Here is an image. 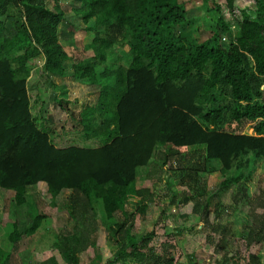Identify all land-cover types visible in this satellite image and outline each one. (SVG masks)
I'll return each mask as SVG.
<instances>
[{"label": "trees", "instance_id": "obj_1", "mask_svg": "<svg viewBox=\"0 0 264 264\" xmlns=\"http://www.w3.org/2000/svg\"><path fill=\"white\" fill-rule=\"evenodd\" d=\"M72 1L81 3L75 12L83 24L93 18L94 26H107L110 32L91 41L92 59L106 61L101 70L84 67L80 59L73 65L74 77L86 78L99 92L96 106L76 116L87 141L101 143L85 148L52 144V131L36 123L26 88L25 64L37 56L30 44L32 36L44 57L46 74L63 75L62 62L71 57L58 42L63 20L59 0H54L53 9L43 0H0V18L5 17L0 20V189L14 192L15 206L29 218L13 223L8 238L17 243L23 236H32L41 224L45 214L38 211L28 189L43 184L51 203L62 191H69L68 216L75 229L82 230L75 242L62 234L61 241L52 244V261L60 257L65 264H77L79 252L94 247L83 233L100 202L105 217L114 221L107 232L116 259L142 264L141 257L147 254L155 264H173L174 256L164 261L149 247L148 234L138 238L130 234L151 200L148 190L136 188L137 169L147 166L154 155L165 165L176 153L181 157L190 147L203 146L198 165L175 169L198 174L215 161L227 174L221 185H236L233 205L247 199L241 179L249 177L252 163L261 162L264 170L260 88L264 85V0H253V16L241 11L236 30H230L219 14L213 38L203 42H187L174 33V27L185 21L178 0ZM233 3L225 0L229 11ZM9 6L24 15L18 28L11 26L16 19L6 15ZM216 11L220 13V8ZM115 43L127 46L126 65L113 55ZM12 50L19 54L9 59ZM246 123L252 124V135L242 132ZM155 150L167 154L162 157ZM130 205L133 211L128 210ZM208 205L184 195L178 215L186 219L196 214L209 231L206 240L219 234L222 243L226 229L209 222ZM248 210L242 257L219 256L215 251L218 264H264L256 252L264 240V186ZM8 258L0 249V264Z\"/></svg>", "mask_w": 264, "mask_h": 264}, {"label": "rangeland", "instance_id": "obj_2", "mask_svg": "<svg viewBox=\"0 0 264 264\" xmlns=\"http://www.w3.org/2000/svg\"><path fill=\"white\" fill-rule=\"evenodd\" d=\"M43 1L48 8H54V0ZM178 2L185 12V21L174 27V33L187 42H203L213 38L215 22L219 14L228 23L230 30L237 29L238 22L242 19L241 11L245 10L253 16V0H234L232 11L227 9L225 0H178ZM58 4L63 14V20L57 30L58 42L71 54V57L62 62L63 75L46 74L43 69L44 57L32 36L30 44L35 48L37 56H33L25 64L29 69L26 88L31 112L36 117L38 127L49 128L52 131L50 139L57 148L101 145L98 141H87L77 119L80 111L96 106L98 89L89 85L86 78H75L73 65L76 59H80L84 67L101 70L106 65V61L92 59L91 41L96 35L104 37L110 32L107 26H94L93 18L86 25L83 24L75 12L81 6L80 2L59 0ZM217 7L220 8V13H217ZM6 15L16 19L11 25L12 28H18L24 22V15L14 6L8 7ZM0 20L4 21L5 17H1ZM85 27L91 28L85 30ZM222 37L227 40L225 35ZM112 49L113 55L120 56L126 65L127 46L119 47L115 43ZM18 54L19 51L12 50L8 58H15ZM260 88L264 93V85ZM251 126V123H246L242 132L252 135ZM202 148L203 146H193L184 149L189 154L184 152L180 157L176 153L165 165L154 155L147 166L137 169L136 188L148 190L146 193L151 200L146 202L144 213L138 219V223L132 227L130 234L136 238L148 234L149 247L153 248L155 254L161 256L164 261H167L166 257L174 256L173 264H218L216 253L219 256L235 254L242 257L243 239L248 232L246 225L250 214L248 209L250 204L255 203L260 197L264 186L262 163H252L248 169L249 177L241 179V182L247 186V199L239 206H234L232 196L237 191L236 185L232 183L228 188L221 185L227 174L221 172V166L215 161H210L206 171L201 170L198 174L175 169L181 165L183 167L198 165L202 160V155L199 157ZM159 151L155 150V154L160 155ZM164 154H167V151L161 156L164 157ZM44 192L43 184L29 187L28 193L35 200L36 208L45 216L32 236H23L17 243H13L8 238L12 224L22 218H29L24 216L23 208L15 206L14 192L0 189V249L9 256L5 264H43L44 262L65 264L60 257H57L56 261L51 260L54 256L52 244L61 241L59 237L62 234L74 242L77 236L81 237L82 230L75 229L68 216L66 198L69 191H62L52 203ZM184 195L202 203L208 201L209 222L219 224L226 229L222 243L219 234H216L210 242L206 240L205 236L209 231L199 223L196 214L191 213L186 219L179 217V208ZM128 210L133 211V207L128 206ZM256 210L261 212L259 208ZM119 219L116 217L115 220ZM88 221L90 226L84 229L83 237L85 239L88 236L95 245L93 248L82 249L79 252L77 264H139L131 263L129 258L125 260L115 258L113 254L115 244L107 232V228L114 221L105 217L100 202L96 210L90 214ZM256 252L261 256V262H264V240ZM141 260L142 264H155L147 254L142 256Z\"/></svg>", "mask_w": 264, "mask_h": 264}]
</instances>
